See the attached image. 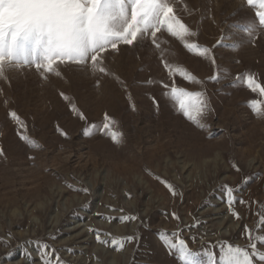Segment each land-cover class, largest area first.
Masks as SVG:
<instances>
[{"label":"rangeland","instance_id":"374dc122","mask_svg":"<svg viewBox=\"0 0 264 264\" xmlns=\"http://www.w3.org/2000/svg\"><path fill=\"white\" fill-rule=\"evenodd\" d=\"M173 3L197 33L190 40L212 49L218 80L207 79L217 67L166 30L157 34L159 49L149 37L108 50L102 64L107 74L68 63L59 66V76L50 73L45 79L25 66L0 79V237L7 241L0 243V264H41L43 243L68 264H181L177 249L165 243V237L175 242L178 231L199 259L216 252L217 264L222 242L248 246L244 226L256 225L255 202H264V116L248 107L256 97L235 77L250 70L264 81V29L250 40L237 27L254 18L245 0ZM165 63L185 67L204 83L169 77ZM162 82L206 90L210 110L203 122L208 127L200 129L178 112ZM70 103L88 122L100 123L108 113L118 122L122 142L99 131L85 136L86 122ZM10 110L26 129H18ZM20 133L42 147H30ZM156 177L172 183L178 195ZM225 184L236 189L238 200L252 202L234 205L240 219L224 201ZM83 187L87 194L73 190ZM123 215L137 219L123 221ZM90 228L100 230L102 238L111 233L137 239L117 251L98 243ZM259 233L264 228H253V238Z\"/></svg>","mask_w":264,"mask_h":264},{"label":"snow or ice","instance_id":"6c2138e0","mask_svg":"<svg viewBox=\"0 0 264 264\" xmlns=\"http://www.w3.org/2000/svg\"><path fill=\"white\" fill-rule=\"evenodd\" d=\"M245 2L248 7L255 10L254 18L237 27L253 40L257 30L264 29V0H245ZM161 30H166L171 37L182 42L187 51L207 58L214 67H217V71L207 79L209 81L219 79V70L212 49L201 45L198 41L190 40V37L197 36V33L176 14L173 0H0V79L6 80L8 71L25 66L35 67L45 79L50 73L59 76L61 75L59 66L68 63L90 66L93 73L107 74V69L102 66L103 54L108 50L119 51V46L122 44L134 46L141 39L149 37L152 44L159 49L157 34ZM223 40L222 36L217 44L223 43ZM164 67L169 77L179 76L185 81L200 85L204 83L183 66L165 63ZM235 79L255 95L256 98L247 102L251 111L257 116H264V81L250 70L238 73ZM161 86L165 89L164 95L174 102L176 110L187 120L200 129L208 127L203 122V117L210 110L206 90L191 91L175 83L162 82ZM61 96L64 100L70 101L68 95L61 93ZM153 102L158 108L155 98ZM132 107L134 109V104ZM70 108L80 120L86 122L87 126L83 129L85 136H91L99 131L114 143L122 142L123 133L117 130L118 122L108 113L103 114L100 123L88 122L87 117L76 104L70 103ZM8 115L16 122L18 129H26L25 122L16 111L10 110ZM57 131L67 138L68 134L59 127ZM20 139L30 147H42L26 134L20 133ZM0 156H4L2 147H0ZM156 179L172 196L178 195L175 186L168 180L161 177ZM68 187L73 188L71 184ZM222 188L223 198L230 214L240 219V213L235 210L234 205L237 202L250 205L252 202L238 200L233 186L225 184ZM73 190L85 194L89 191L86 187ZM255 203L258 204V211L256 225L253 228L257 226L264 228V202ZM171 215L177 221L180 220L176 212ZM136 219V216H121L123 221ZM253 228L244 226L245 235L249 239L247 247L231 242L220 244L219 264H257V258L258 264H264V250L258 248V244L264 245V233H259L253 238ZM89 231L95 233L98 243L110 244L117 251L123 250L126 243L137 239L131 235L117 237L111 233L107 234V238H102L100 230L90 228ZM8 235L10 236L11 233ZM180 235V231L175 233V242L165 237V243L177 249L181 264H217L216 252L210 253L206 261L201 260L200 254L193 251ZM0 243L7 241L0 237ZM40 260L41 264H68L59 256L58 250L50 248L47 243L40 246Z\"/></svg>","mask_w":264,"mask_h":264}]
</instances>
